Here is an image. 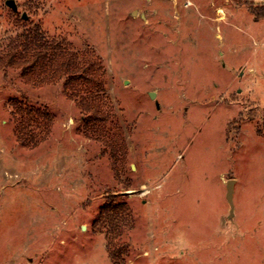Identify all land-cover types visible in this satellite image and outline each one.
Listing matches in <instances>:
<instances>
[{
	"label": "rangeland",
	"instance_id": "1",
	"mask_svg": "<svg viewBox=\"0 0 264 264\" xmlns=\"http://www.w3.org/2000/svg\"><path fill=\"white\" fill-rule=\"evenodd\" d=\"M6 1L0 61L76 56L107 123L84 128L67 79L0 64V264H116V236L118 264H264V0ZM12 100L53 116L37 148Z\"/></svg>",
	"mask_w": 264,
	"mask_h": 264
},
{
	"label": "trees",
	"instance_id": "2",
	"mask_svg": "<svg viewBox=\"0 0 264 264\" xmlns=\"http://www.w3.org/2000/svg\"><path fill=\"white\" fill-rule=\"evenodd\" d=\"M28 54L30 55L23 56L22 53L10 55L6 59L7 61L1 60L0 64L2 67H5L4 70L9 66L21 69L22 74L29 77V81L32 83L43 81L49 75L50 81L54 78L56 80L67 79L65 87L68 88L67 85H71V90L76 99L80 98L77 105L83 114L82 121L85 123L84 128L89 132L93 130L95 133L99 130L100 125L107 123V116H105L99 104L105 98V90L102 89L101 83H99L93 92H87V90L81 88L84 79L88 81L91 75V79L94 76L93 73L87 72L83 64L81 66L76 56L71 57V55L65 54V52L52 56L40 55L38 52H35L33 55L31 53ZM11 106L13 108L12 116L16 123L19 143L24 146L37 148L42 141H46L50 134L53 120V116L49 111L46 108L33 107L23 100H12ZM126 210L125 206L119 208L116 205H107L104 208L103 213L107 216L105 217L106 222L109 224V228H112V230H108L109 232L114 231L120 234L122 228L126 227V214L124 215ZM120 222L121 224L119 225ZM116 238L117 236L115 238L112 237L108 247L112 250L110 253L116 261L114 263L118 264V259H120L118 252L120 251H116V247L112 246Z\"/></svg>",
	"mask_w": 264,
	"mask_h": 264
},
{
	"label": "water",
	"instance_id": "3",
	"mask_svg": "<svg viewBox=\"0 0 264 264\" xmlns=\"http://www.w3.org/2000/svg\"><path fill=\"white\" fill-rule=\"evenodd\" d=\"M6 4L13 10V11H17V5H16V2L14 0H7L6 1ZM25 19L27 18L26 15L23 16ZM151 97H155V93L152 92L151 94ZM158 107H159V103H157ZM234 185H235V180L231 179L227 185V199H228V202L230 203V206H231V212L233 210V207H234V202H233V191H234Z\"/></svg>",
	"mask_w": 264,
	"mask_h": 264
}]
</instances>
